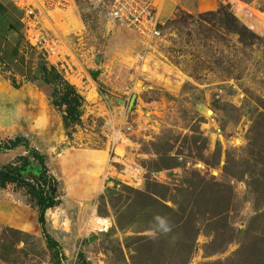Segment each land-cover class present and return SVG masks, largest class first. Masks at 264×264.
Masks as SVG:
<instances>
[{
  "label": "rangeland",
  "instance_id": "1",
  "mask_svg": "<svg viewBox=\"0 0 264 264\" xmlns=\"http://www.w3.org/2000/svg\"><path fill=\"white\" fill-rule=\"evenodd\" d=\"M230 1L176 7L146 39L111 0H0V30L19 28L0 60V146L39 150L60 200L42 224L25 188L0 189V264H264V3ZM28 151H0V167Z\"/></svg>",
  "mask_w": 264,
  "mask_h": 264
},
{
  "label": "trees",
  "instance_id": "2",
  "mask_svg": "<svg viewBox=\"0 0 264 264\" xmlns=\"http://www.w3.org/2000/svg\"><path fill=\"white\" fill-rule=\"evenodd\" d=\"M15 26H13V29ZM3 39V38H2ZM70 95H74V100L71 102L68 98ZM78 96L75 90L69 86V92L61 101L62 106H66V116H64V123L67 127L75 125L80 122L79 102ZM23 144L29 151L28 156L21 155L16 160L10 162L7 165L0 167V189H5L9 184H16L27 190L28 194L36 201L37 207L40 212V222L45 223V214L48 209L57 206L60 202L57 194L58 183L52 175L49 174L48 168L45 163L44 156L37 149H30L27 142L21 138L8 141L3 146H0L2 150H13L18 145ZM37 163L38 175H33L32 178H26V174L29 172L33 174V162ZM45 185L48 186V191H45ZM216 215L219 214H214ZM51 242V240L49 241Z\"/></svg>",
  "mask_w": 264,
  "mask_h": 264
},
{
  "label": "built area",
  "instance_id": "3",
  "mask_svg": "<svg viewBox=\"0 0 264 264\" xmlns=\"http://www.w3.org/2000/svg\"><path fill=\"white\" fill-rule=\"evenodd\" d=\"M10 1L13 2L14 5L16 4L19 6L20 3L24 4L26 2V0ZM61 1L62 0H34V6H36L35 3H38L41 7H44V9L50 10V7H58ZM166 1L167 0H111V14L113 13L112 16L121 19V21L127 20L129 25L142 35V37L146 39H155L159 38L162 33V23L158 11ZM28 6H30V4H26L24 7ZM27 9H23L25 10V21L29 23L34 21V25H37V19H39L38 9L34 7V17H31L33 11ZM164 25L165 24L162 26ZM130 172L132 175L137 174L133 169H130Z\"/></svg>",
  "mask_w": 264,
  "mask_h": 264
},
{
  "label": "crops",
  "instance_id": "4",
  "mask_svg": "<svg viewBox=\"0 0 264 264\" xmlns=\"http://www.w3.org/2000/svg\"><path fill=\"white\" fill-rule=\"evenodd\" d=\"M238 1L240 3L234 5L237 9L243 8V5H247L249 8H256L257 3H264V0H238ZM231 2L232 1L230 0L229 1L228 0L226 1L225 0H167L165 4L158 11V15L163 25L165 24L164 21L166 19V16L169 15L171 11L175 10L176 7L180 8L182 11L189 12V13H206V12L210 13V12L217 11L220 8L222 3H231ZM232 5L233 3L231 4V6ZM4 8L5 7L0 3V16L2 18L1 21L3 24H10L8 23V19L5 17L6 14H5ZM245 10H248V8ZM21 22H22V19H21ZM162 28L163 27H161V29ZM18 29L19 28L15 26L14 29L11 28L12 32L11 30H8V32L0 30V37L3 38V42H2L1 50H0V60H2V58H5L6 60V56L11 57L13 50L7 48L8 43H9L8 40L10 36H11L10 38H12L15 34H18V31H19ZM22 78L26 80L25 81L26 84L30 83L29 80L26 78V76H22Z\"/></svg>",
  "mask_w": 264,
  "mask_h": 264
},
{
  "label": "bare ground",
  "instance_id": "5",
  "mask_svg": "<svg viewBox=\"0 0 264 264\" xmlns=\"http://www.w3.org/2000/svg\"><path fill=\"white\" fill-rule=\"evenodd\" d=\"M96 225H98L99 227L100 226H104V227H107L109 225V220L107 219H102V218H97V222H96ZM97 226V227H98Z\"/></svg>",
  "mask_w": 264,
  "mask_h": 264
},
{
  "label": "water",
  "instance_id": "6",
  "mask_svg": "<svg viewBox=\"0 0 264 264\" xmlns=\"http://www.w3.org/2000/svg\"><path fill=\"white\" fill-rule=\"evenodd\" d=\"M134 100H135V96L132 98L131 100V103H130V108L132 107L133 103H134ZM90 241H92V239H90Z\"/></svg>",
  "mask_w": 264,
  "mask_h": 264
}]
</instances>
